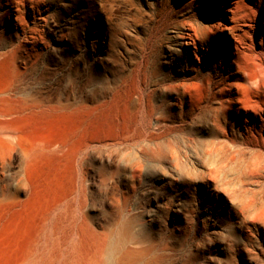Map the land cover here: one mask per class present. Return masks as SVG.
I'll return each mask as SVG.
<instances>
[{"label": "rangeland", "instance_id": "obj_1", "mask_svg": "<svg viewBox=\"0 0 264 264\" xmlns=\"http://www.w3.org/2000/svg\"><path fill=\"white\" fill-rule=\"evenodd\" d=\"M25 3L20 20L16 3L0 8L11 11L0 25V264H264V156L255 167L246 140L209 157L205 142L224 140L217 105H171L151 69L142 92L133 55L158 33L184 49L192 29L222 50L224 21L243 33V64L264 91V0ZM218 116L241 137V116Z\"/></svg>", "mask_w": 264, "mask_h": 264}, {"label": "bare ground", "instance_id": "obj_2", "mask_svg": "<svg viewBox=\"0 0 264 264\" xmlns=\"http://www.w3.org/2000/svg\"><path fill=\"white\" fill-rule=\"evenodd\" d=\"M1 1L3 0H0V8L2 10L6 5H14V3H16L17 9L14 13L15 19L20 20L22 18V10L23 7H25L26 0H7L5 1L6 3H1ZM254 2L259 5L262 0H254ZM103 4L105 5V3ZM5 13H10L11 15V11L5 9L4 12L0 13V25H3L4 27L6 26L3 20ZM230 18H233L234 22L239 21L234 11ZM223 24H225L226 27L220 28L222 33V36L220 37L225 38L224 41H221L222 50H218L219 48L213 43V38L209 37L210 35L208 36L205 33L201 35L199 34L200 31L198 32L196 29H192V32H187V35L181 33V35L179 34L182 39H185L182 42L184 49H175L171 37H169L164 45L165 40L162 38L160 33L152 38L147 44L142 43L140 46H138V49L133 53V55L138 57L135 72L137 77L140 76L139 88L142 92L146 90L144 88V81L148 76V69H151V73L149 74H151V78L153 80H151V83L149 84L150 87L152 88L153 92L158 93L159 88L163 85L165 88V94L170 97L168 103L171 105L178 104L181 105L182 108L185 107V105H188V107H198L204 105L211 107L213 105H217V113L213 116L212 121L213 125L222 131L224 140L205 142V151L208 156L212 157L213 159H223L229 151H235L239 153V150L242 148L241 145L246 144V140H250V142L253 143L252 146L254 149L252 163L255 167H259L262 161L261 157L264 156V91L254 88L253 80L256 83L258 81L255 79L256 75L245 69L243 64V61L247 56L246 42L243 33H237L234 29V26H228L226 23H224V21ZM5 28L0 32V42L3 41L4 36H6ZM31 31L33 33V30ZM261 37L264 48V32L261 33ZM110 44L111 42H107V45ZM164 49L169 51V56L167 55L165 60H163ZM218 52L221 59L219 62L212 64L211 57L218 56ZM203 59H205V61ZM132 74L135 75V73ZM201 85H204L211 90H213L214 87H217V91H215L217 95L215 94L213 98L214 101L211 102V100H206V104L202 105V102L195 104L193 100L188 99L190 90ZM245 89H249V91H245L243 93L244 97H242V92ZM174 93L177 95H174ZM238 104H240L241 107ZM241 108L246 110L245 117L242 116ZM220 110L226 113L227 118H229V114H236L243 118L242 120L246 124L244 125V130H240V138H236L234 135H231L230 130L222 129L218 116ZM250 117H252V119ZM258 117L262 121L260 126L257 125V122L259 121ZM4 119H6V115ZM141 132L143 133V131ZM189 143H191V141ZM171 155L173 154L171 153ZM219 165L220 164L218 163L213 164V166L210 164V167L216 171L219 169ZM178 166H180V164ZM201 178H203V175ZM112 252L113 250L110 251L109 255H112Z\"/></svg>", "mask_w": 264, "mask_h": 264}]
</instances>
